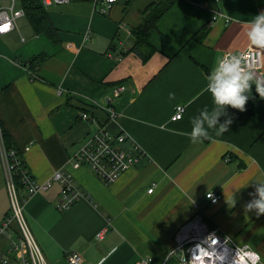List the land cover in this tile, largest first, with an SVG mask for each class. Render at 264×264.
Segmentation results:
<instances>
[{
    "label": "crops",
    "instance_id": "0c3cea01",
    "mask_svg": "<svg viewBox=\"0 0 264 264\" xmlns=\"http://www.w3.org/2000/svg\"><path fill=\"white\" fill-rule=\"evenodd\" d=\"M155 1L117 2L108 12L89 0L50 5L46 11L57 41L35 33L25 16L0 34V123L8 143L37 180L65 170L87 195L60 212L55 183L25 202L26 223L47 264H67L72 252L81 255L80 264H179L171 253L174 235L197 212L234 241L251 244L264 262V216L243 207L252 185L264 182V100L253 86L245 112L228 109L234 121L227 132L216 136L210 130L212 139L198 143L187 135L192 119L213 107L205 86L217 61L252 46L246 33L264 11V0H174L150 30L156 51L143 61L130 51L131 31ZM217 10L225 17L207 27ZM112 44L126 53L119 60ZM258 50L264 72V50ZM42 54L39 79L31 80L26 64ZM119 85L124 90L114 97ZM177 105L185 111L173 121ZM99 127L127 134L144 153L108 185L89 167L68 164ZM210 191L220 195L215 204L206 197ZM234 193L232 207L226 201ZM8 213L0 158V226ZM0 246L8 247V231L0 234Z\"/></svg>",
    "mask_w": 264,
    "mask_h": 264
},
{
    "label": "built area",
    "instance_id": "2783aa9c",
    "mask_svg": "<svg viewBox=\"0 0 264 264\" xmlns=\"http://www.w3.org/2000/svg\"><path fill=\"white\" fill-rule=\"evenodd\" d=\"M1 1H7V3L0 4V34H5L15 28L16 19L22 16L24 11L15 6V1L17 0ZM40 1L44 6H50L66 4L70 0ZM89 1L92 2L95 9L107 12L113 4L125 0ZM221 17H224L221 11L212 12V22L216 18ZM226 54H243L245 60L253 64L258 71L262 67L261 52L252 46H248L245 50L238 53H225L223 56ZM123 90L124 87L121 85L115 87L114 97L119 96ZM107 109L111 118L115 116L112 106L108 105ZM184 111V105H177L174 108L171 120H179L183 116ZM81 117L86 118L87 115L82 114ZM142 156H144V153L140 145L127 134L121 132L114 135L107 129L99 127L79 145L68 164L72 169H79L82 166L89 167L102 183L108 185L116 181L125 171L136 166ZM0 158L9 194V213L5 216L0 226V234L8 231V247L4 249L0 246V264H47L26 223L24 214L25 202L34 194L46 191L55 183L60 188L56 203L58 211L69 209L78 200L87 198V195L73 183L71 174L65 170H55L45 180H37L25 165L21 153L5 143L1 123ZM224 159L225 161L230 160L228 156ZM152 190L153 187H150L148 192ZM210 192L213 193L215 201L208 198L210 203H217L220 200V195L213 191ZM12 222H14L15 226L12 225ZM103 233L104 230L98 232L97 238L102 239ZM213 233L219 239L218 246L212 245L214 238L207 240ZM225 237L226 240L231 241L232 244L230 246L224 244ZM174 243L175 247L171 253L177 256L179 264H185L186 261L190 260L193 253L198 250V245L208 246V250L213 256L222 255L225 258L222 264H232L228 257L234 252L236 246L245 244L234 241L232 237L220 228L208 225L200 212H197L177 229L174 235ZM251 247L256 250L252 245ZM81 259L82 257L79 253L72 252L67 255V264H80ZM145 262L146 260L142 261L143 264ZM260 264H264L262 258Z\"/></svg>",
    "mask_w": 264,
    "mask_h": 264
},
{
    "label": "clouds",
    "instance_id": "9594fccd",
    "mask_svg": "<svg viewBox=\"0 0 264 264\" xmlns=\"http://www.w3.org/2000/svg\"><path fill=\"white\" fill-rule=\"evenodd\" d=\"M246 35L252 46L264 50V11L256 14L249 22ZM253 86L256 95L264 100V72L258 71L253 64L246 61L243 54H226L221 57L208 74L205 86V90L212 97L213 107L211 111L207 107L204 108L199 116L192 119V129L187 134L190 141L198 143L211 140L210 130L214 131L216 136L227 132L234 121L228 109L245 112L248 101L254 98ZM222 117L223 122H221ZM252 186L254 191L249 193L251 199L243 207L245 213L252 212L259 218L264 216V182L257 181ZM237 194L234 193L232 199L226 203L235 207ZM206 196L214 201L212 192H207ZM209 238H214L212 245L218 246L219 239L214 233L207 240ZM224 244L230 246L232 243L225 237ZM197 248L198 250L185 264H222L225 259L222 255H211L208 246L198 245ZM228 260L232 264H241V262L242 264H260L261 255L250 244L245 243L242 246H236Z\"/></svg>",
    "mask_w": 264,
    "mask_h": 264
},
{
    "label": "trees",
    "instance_id": "16d2710c",
    "mask_svg": "<svg viewBox=\"0 0 264 264\" xmlns=\"http://www.w3.org/2000/svg\"><path fill=\"white\" fill-rule=\"evenodd\" d=\"M131 1H133V0H125L123 2L129 3ZM173 2H174V0H157V2L155 1V3H153L152 5H150L147 8L148 13H147V15H145L143 17L141 23L137 27L132 29V31H131L132 36L130 38L132 41L131 42L132 46L130 48V51H132L134 54H136L138 57H140L143 61L148 60L149 57L156 51L155 47H153L148 41V36H149L150 30L155 28L156 21L171 6V4ZM1 3H3V4L7 3V1H1L0 4ZM15 6L17 8H21L24 11L23 15L21 17L25 16L29 19L30 23L32 24V26L35 29V33H37V34L44 33L51 40H53V41L58 40L57 29L51 24L49 17L47 15L46 8L48 6H44L40 0H17V1H15ZM211 17H212V13H211ZM211 17L208 19V21L206 23L207 27H209L211 22H212ZM224 17H225V15H224ZM111 53L114 54V58L116 60H119L121 57H123L126 54L124 51L118 52L117 48L115 47L114 44H112V46H111ZM44 60H45V55L42 54V55H38L36 57L31 58L27 62L26 67L29 71L31 80L39 79V76L36 75V72ZM248 108L250 110L252 109V111L254 110L253 109L254 108V100H251L249 102ZM3 135H4V131H3ZM114 135H117V134H114ZM4 139H5V143H7V145L9 146L10 144L8 143L5 135H4ZM15 150L17 152H19L17 149H15ZM83 199H87V198H83Z\"/></svg>",
    "mask_w": 264,
    "mask_h": 264
},
{
    "label": "rangeland",
    "instance_id": "374dc122",
    "mask_svg": "<svg viewBox=\"0 0 264 264\" xmlns=\"http://www.w3.org/2000/svg\"><path fill=\"white\" fill-rule=\"evenodd\" d=\"M26 220V219H25Z\"/></svg>",
    "mask_w": 264,
    "mask_h": 264
}]
</instances>
